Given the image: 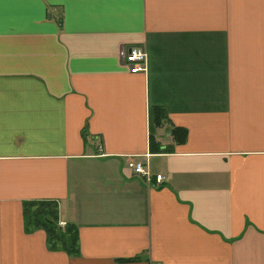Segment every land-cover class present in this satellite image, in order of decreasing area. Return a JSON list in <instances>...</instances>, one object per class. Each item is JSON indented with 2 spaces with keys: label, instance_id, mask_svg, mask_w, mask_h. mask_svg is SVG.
<instances>
[{
  "label": "crops",
  "instance_id": "1",
  "mask_svg": "<svg viewBox=\"0 0 264 264\" xmlns=\"http://www.w3.org/2000/svg\"><path fill=\"white\" fill-rule=\"evenodd\" d=\"M0 264H264V0H0Z\"/></svg>",
  "mask_w": 264,
  "mask_h": 264
},
{
  "label": "trees",
  "instance_id": "2",
  "mask_svg": "<svg viewBox=\"0 0 264 264\" xmlns=\"http://www.w3.org/2000/svg\"><path fill=\"white\" fill-rule=\"evenodd\" d=\"M35 208L33 211L32 209ZM32 212V213H31ZM56 208L50 204H38L27 210L26 224L29 228H41L48 235V241L52 247L60 246L61 248L71 249L69 252L76 250V233L72 227L64 228L60 231L57 227Z\"/></svg>",
  "mask_w": 264,
  "mask_h": 264
},
{
  "label": "built area",
  "instance_id": "3",
  "mask_svg": "<svg viewBox=\"0 0 264 264\" xmlns=\"http://www.w3.org/2000/svg\"><path fill=\"white\" fill-rule=\"evenodd\" d=\"M124 63L127 65L130 74L145 73L147 71V55L140 48H131L124 56ZM148 156L141 157L140 159H130L127 162V168L136 176H141L149 182L151 174L147 169ZM137 160V161H136ZM155 186L162 185L164 178L161 175L154 177Z\"/></svg>",
  "mask_w": 264,
  "mask_h": 264
},
{
  "label": "rangeland",
  "instance_id": "4",
  "mask_svg": "<svg viewBox=\"0 0 264 264\" xmlns=\"http://www.w3.org/2000/svg\"><path fill=\"white\" fill-rule=\"evenodd\" d=\"M33 211L35 210V208L32 209ZM32 213V212H31ZM57 227L59 228L60 231H64V228L62 226H60L59 224H57Z\"/></svg>",
  "mask_w": 264,
  "mask_h": 264
}]
</instances>
